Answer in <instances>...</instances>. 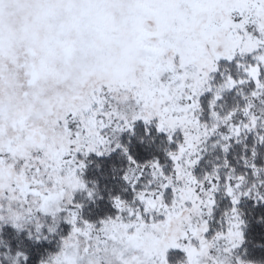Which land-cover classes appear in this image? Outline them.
Segmentation results:
<instances>
[{
  "label": "snow or ice",
  "instance_id": "6c2138e0",
  "mask_svg": "<svg viewBox=\"0 0 264 264\" xmlns=\"http://www.w3.org/2000/svg\"><path fill=\"white\" fill-rule=\"evenodd\" d=\"M0 264H264V0H0Z\"/></svg>",
  "mask_w": 264,
  "mask_h": 264
}]
</instances>
